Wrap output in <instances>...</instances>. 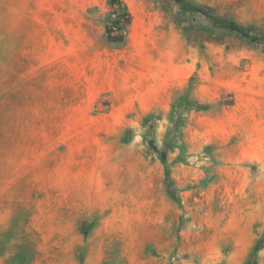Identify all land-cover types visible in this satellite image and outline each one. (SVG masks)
Returning <instances> with one entry per match:
<instances>
[{
    "label": "rangeland",
    "instance_id": "374dc122",
    "mask_svg": "<svg viewBox=\"0 0 264 264\" xmlns=\"http://www.w3.org/2000/svg\"><path fill=\"white\" fill-rule=\"evenodd\" d=\"M188 1L243 33L178 0H122L183 37L168 105L97 93L108 0H0L4 264H264V0ZM31 7L86 8L87 38L25 23Z\"/></svg>",
    "mask_w": 264,
    "mask_h": 264
},
{
    "label": "crops",
    "instance_id": "0c3cea01",
    "mask_svg": "<svg viewBox=\"0 0 264 264\" xmlns=\"http://www.w3.org/2000/svg\"><path fill=\"white\" fill-rule=\"evenodd\" d=\"M87 5L85 3L84 7ZM28 10L26 14L32 18L24 22L37 24L36 28L39 30L56 31L70 25L73 20L74 25L78 24L73 28L83 31L87 38L86 8L56 11L47 7H31ZM146 11L148 10L143 9L142 15L131 12L124 40L103 43L102 51H99L97 58L90 59L87 69L94 72L96 79L102 82L97 93L162 95L169 105L185 83L183 37L171 23L166 24L165 30L159 28V19L152 18ZM156 108L158 107L151 106L147 109ZM11 254L10 250L4 251L0 264L7 262Z\"/></svg>",
    "mask_w": 264,
    "mask_h": 264
},
{
    "label": "trees",
    "instance_id": "16d2710c",
    "mask_svg": "<svg viewBox=\"0 0 264 264\" xmlns=\"http://www.w3.org/2000/svg\"><path fill=\"white\" fill-rule=\"evenodd\" d=\"M185 8L196 11L204 15L211 23L220 26L223 29L243 33L244 28L237 21L228 17H218L212 14L210 9L202 4L194 3L188 0H178ZM109 6L115 14L112 21H106L104 25L105 35L108 41L122 42L125 38L126 27L130 21V13L122 0H108ZM118 24L116 31L112 28ZM257 37H253L255 39ZM264 38V37H263ZM258 39V38H257ZM164 159V157H162Z\"/></svg>",
    "mask_w": 264,
    "mask_h": 264
},
{
    "label": "built area",
    "instance_id": "2783aa9c",
    "mask_svg": "<svg viewBox=\"0 0 264 264\" xmlns=\"http://www.w3.org/2000/svg\"><path fill=\"white\" fill-rule=\"evenodd\" d=\"M113 14H114V13H113ZM114 16H115V14L113 15V18H114ZM113 18H112V19H113ZM117 26H118V24H115V25L112 26V28L116 31Z\"/></svg>",
    "mask_w": 264,
    "mask_h": 264
}]
</instances>
